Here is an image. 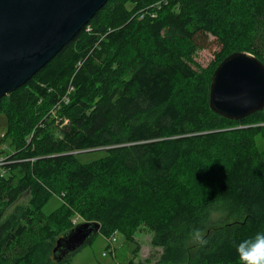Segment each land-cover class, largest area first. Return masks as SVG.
<instances>
[{
	"label": "trees",
	"instance_id": "obj_1",
	"mask_svg": "<svg viewBox=\"0 0 264 264\" xmlns=\"http://www.w3.org/2000/svg\"><path fill=\"white\" fill-rule=\"evenodd\" d=\"M209 34L221 48L197 68ZM235 51L264 62V0H108L0 97V264H62L73 218L133 253L148 227L159 258L127 264H241L237 245L264 232V108L232 120L209 103Z\"/></svg>",
	"mask_w": 264,
	"mask_h": 264
},
{
	"label": "water",
	"instance_id": "obj_2",
	"mask_svg": "<svg viewBox=\"0 0 264 264\" xmlns=\"http://www.w3.org/2000/svg\"><path fill=\"white\" fill-rule=\"evenodd\" d=\"M108 0H0V97L26 82ZM209 103L240 120L264 108V62L248 51L227 55L212 74ZM98 221L83 220L58 238L53 258L68 259L95 234Z\"/></svg>",
	"mask_w": 264,
	"mask_h": 264
},
{
	"label": "rangeland",
	"instance_id": "obj_3",
	"mask_svg": "<svg viewBox=\"0 0 264 264\" xmlns=\"http://www.w3.org/2000/svg\"><path fill=\"white\" fill-rule=\"evenodd\" d=\"M204 39L206 46L197 50L194 55L196 63L194 65L197 68L209 66L221 48L215 36L209 34ZM5 125L6 119L4 116H0V137L4 133ZM258 143L259 145H264V136H258ZM93 156L95 157V154H88L85 158H93ZM2 164L4 162L0 163V171L4 169ZM27 198L28 195H24L21 199L26 200ZM61 203V198L53 197L46 209L52 210ZM81 222H83L81 219L73 218L75 225ZM152 234L153 232L148 227H140L135 234V239L140 248L137 253H133L136 246L135 243L129 242L120 232L117 234L115 241L98 232L94 235L91 243H87L62 264H127L130 258H134L136 262L146 261L147 259L155 262L159 258L162 248L152 245Z\"/></svg>",
	"mask_w": 264,
	"mask_h": 264
},
{
	"label": "clouds",
	"instance_id": "obj_4",
	"mask_svg": "<svg viewBox=\"0 0 264 264\" xmlns=\"http://www.w3.org/2000/svg\"><path fill=\"white\" fill-rule=\"evenodd\" d=\"M236 250L241 264H264V232L241 241Z\"/></svg>",
	"mask_w": 264,
	"mask_h": 264
},
{
	"label": "built area",
	"instance_id": "obj_5",
	"mask_svg": "<svg viewBox=\"0 0 264 264\" xmlns=\"http://www.w3.org/2000/svg\"><path fill=\"white\" fill-rule=\"evenodd\" d=\"M4 158H5V157H3V156L1 155L0 163H3V159H4ZM118 233H119V231H115V232L112 234V236L108 237V239L115 241L116 238H117V234H118ZM110 244H112V243L110 242Z\"/></svg>",
	"mask_w": 264,
	"mask_h": 264
},
{
	"label": "bare ground",
	"instance_id": "obj_6",
	"mask_svg": "<svg viewBox=\"0 0 264 264\" xmlns=\"http://www.w3.org/2000/svg\"><path fill=\"white\" fill-rule=\"evenodd\" d=\"M51 60V59H50ZM54 250V249H53Z\"/></svg>",
	"mask_w": 264,
	"mask_h": 264
}]
</instances>
